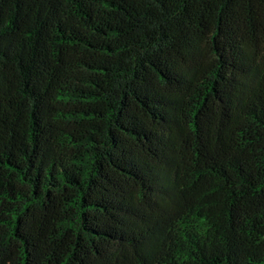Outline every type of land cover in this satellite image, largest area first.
<instances>
[{
	"label": "trees",
	"instance_id": "trees-1",
	"mask_svg": "<svg viewBox=\"0 0 264 264\" xmlns=\"http://www.w3.org/2000/svg\"><path fill=\"white\" fill-rule=\"evenodd\" d=\"M0 264H264V0H0Z\"/></svg>",
	"mask_w": 264,
	"mask_h": 264
}]
</instances>
